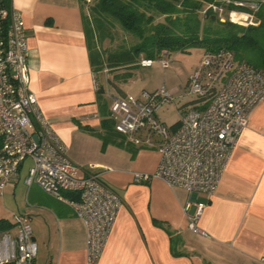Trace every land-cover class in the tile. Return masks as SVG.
Instances as JSON below:
<instances>
[{"label": "crops", "instance_id": "1", "mask_svg": "<svg viewBox=\"0 0 264 264\" xmlns=\"http://www.w3.org/2000/svg\"><path fill=\"white\" fill-rule=\"evenodd\" d=\"M10 4L22 14L27 30L30 88L43 115L65 144L68 157L86 169L97 166L102 179L123 199L98 264H264V103L251 112L213 194L189 193L160 179L135 183L132 173L154 172L161 153L130 144L136 153L122 147L124 153L114 158L115 143L104 145L99 136L103 115L93 82L85 6L79 0ZM104 99L109 113L111 99L107 94ZM31 164L30 159L24 162L3 196L7 200L19 188L25 191L13 215L31 216L38 244L33 264H87L82 220L66 203L36 184H26ZM197 201L206 203L199 226L208 236L189 226Z\"/></svg>", "mask_w": 264, "mask_h": 264}, {"label": "built area", "instance_id": "2", "mask_svg": "<svg viewBox=\"0 0 264 264\" xmlns=\"http://www.w3.org/2000/svg\"><path fill=\"white\" fill-rule=\"evenodd\" d=\"M263 2L216 0L207 4L204 12L212 9L224 21L228 9L229 20L236 22V16L247 21H242L247 26L257 24L254 13ZM171 54L163 48L155 58L142 57L139 65L150 67L157 60L167 68ZM29 62L22 14L11 5L0 7V195L30 159L26 184L38 185L73 209L85 227L87 264H98L123 199L102 179L97 166L86 169L68 157L65 144L43 115L30 88ZM97 73L93 72V82L98 90ZM105 94L111 99L109 118L116 132L137 148L161 153L156 170L133 172V182L160 179L189 193L211 195L221 182L241 131L249 124L251 112L264 103V71L236 60L233 51L221 48L204 51L184 86L143 90L141 97L115 96L107 90ZM186 96L195 99L185 100L177 109L179 120L167 125L159 111L173 105L177 97ZM190 204H186V210ZM195 204V212L188 216L189 226L208 236L199 226L206 203ZM12 223L0 234V264H33L38 244L31 216L15 214Z\"/></svg>", "mask_w": 264, "mask_h": 264}, {"label": "trees", "instance_id": "3", "mask_svg": "<svg viewBox=\"0 0 264 264\" xmlns=\"http://www.w3.org/2000/svg\"><path fill=\"white\" fill-rule=\"evenodd\" d=\"M84 6L92 0H79ZM216 0H93L89 13L85 15L87 45L92 69L102 71L139 65L142 57L155 58L163 48L187 51L201 47L204 51L227 48L234 52L235 59L244 61L260 71H264V6L254 13L257 24L247 26L239 17L223 21L212 9L205 8ZM10 0H0V7H9ZM232 8V6L230 7ZM158 17H163L158 21ZM139 38L131 48L111 52L105 58L97 48L98 41L110 37L113 27ZM98 102L102 111V132L99 136L104 145L115 143L136 153L125 138L118 134L109 118L104 99V84H100ZM70 198L76 194L67 193ZM11 220L0 217V234L12 227Z\"/></svg>", "mask_w": 264, "mask_h": 264}, {"label": "rangeland", "instance_id": "4", "mask_svg": "<svg viewBox=\"0 0 264 264\" xmlns=\"http://www.w3.org/2000/svg\"><path fill=\"white\" fill-rule=\"evenodd\" d=\"M93 1V0H92ZM92 1L85 5V13H89V5ZM255 1V0H243ZM228 9L225 10L223 17L228 20ZM163 17H158V21H162ZM224 20V21H225ZM247 23V21L242 20ZM238 24H243L242 22ZM244 25V24H243ZM139 38L133 36L123 30L119 25L112 28L110 37L105 38L102 42L98 41V49L106 58L111 52H119L124 49L131 48L132 45L139 42ZM204 50L201 47H192L187 51H174L171 54L170 65L164 68L159 61H155L150 67H141L136 65L133 67H119L111 69L108 66L98 72L99 84H104L105 90L115 96L135 95L141 97L143 90L154 91L161 87L173 88L179 85H186L188 77L198 66L202 58ZM140 60V59H139ZM194 96H186L184 99L176 98L173 105L164 107L159 111L160 118L167 124L173 125L179 120L178 107L182 106L185 100H193ZM112 147V155L114 158H119L124 149L117 144ZM126 147V146H125ZM30 164L28 161L26 164ZM135 172V171H134ZM26 171L24 170V175ZM25 191L21 188L17 194L6 196L0 195V216L13 219V209L16 207V201L25 199Z\"/></svg>", "mask_w": 264, "mask_h": 264}]
</instances>
